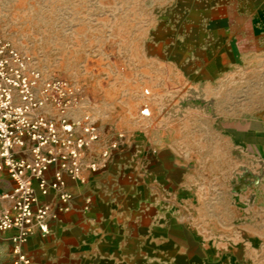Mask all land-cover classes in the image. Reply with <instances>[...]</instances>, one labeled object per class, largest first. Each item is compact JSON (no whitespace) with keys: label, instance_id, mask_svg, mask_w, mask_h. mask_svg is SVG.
<instances>
[{"label":"rangeland","instance_id":"obj_1","mask_svg":"<svg viewBox=\"0 0 264 264\" xmlns=\"http://www.w3.org/2000/svg\"><path fill=\"white\" fill-rule=\"evenodd\" d=\"M263 16L264 0H0L4 39L118 143L105 166L88 151L100 170L178 174L163 264H264Z\"/></svg>","mask_w":264,"mask_h":264},{"label":"built area","instance_id":"obj_2","mask_svg":"<svg viewBox=\"0 0 264 264\" xmlns=\"http://www.w3.org/2000/svg\"><path fill=\"white\" fill-rule=\"evenodd\" d=\"M80 98L73 82L44 76L0 30V173L10 181L0 189V233H10V264L31 263L24 245L33 229L49 233L54 203L58 211L69 209L65 176L84 183L85 171L100 168L87 157L99 141V129L89 112H76ZM139 113L150 115L149 107L143 105ZM117 147L113 141L100 149L103 166Z\"/></svg>","mask_w":264,"mask_h":264},{"label":"crops","instance_id":"obj_3","mask_svg":"<svg viewBox=\"0 0 264 264\" xmlns=\"http://www.w3.org/2000/svg\"><path fill=\"white\" fill-rule=\"evenodd\" d=\"M105 142L101 137L89 151L99 152ZM123 171L110 160L103 170L85 171L84 183L66 175L69 209L58 211L54 203L49 233L42 236L33 229L24 245L30 264H163L162 231L177 220L164 218L162 206L166 197L178 195V174L164 169L161 175L146 173L131 180ZM9 184L2 171L0 189ZM56 192L51 191L54 202ZM9 237L0 233V264H10L13 257ZM175 256L178 252L169 258Z\"/></svg>","mask_w":264,"mask_h":264},{"label":"bare ground","instance_id":"obj_4","mask_svg":"<svg viewBox=\"0 0 264 264\" xmlns=\"http://www.w3.org/2000/svg\"><path fill=\"white\" fill-rule=\"evenodd\" d=\"M253 24L255 28H264V16L257 18Z\"/></svg>","mask_w":264,"mask_h":264}]
</instances>
